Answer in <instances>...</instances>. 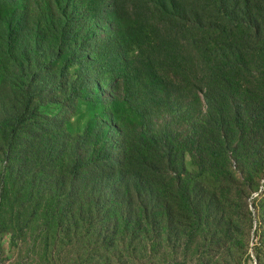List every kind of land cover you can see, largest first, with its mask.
Segmentation results:
<instances>
[{
	"label": "trees",
	"instance_id": "trees-1",
	"mask_svg": "<svg viewBox=\"0 0 264 264\" xmlns=\"http://www.w3.org/2000/svg\"><path fill=\"white\" fill-rule=\"evenodd\" d=\"M198 87L204 113L159 124ZM261 179L264 0H0L1 247L17 185L49 227L90 212L109 252L230 241Z\"/></svg>",
	"mask_w": 264,
	"mask_h": 264
},
{
	"label": "rangeland",
	"instance_id": "rangeland-1",
	"mask_svg": "<svg viewBox=\"0 0 264 264\" xmlns=\"http://www.w3.org/2000/svg\"><path fill=\"white\" fill-rule=\"evenodd\" d=\"M186 95L188 102L193 99V103L188 108L187 101L179 103L180 111L176 113L161 112L156 117L159 124L169 123L176 129H184L187 125L183 122V116L189 113L193 117L200 116L205 112L206 106L199 87L197 94ZM106 96H110V91L106 92ZM236 167V162H233V168ZM192 168L191 166L190 169ZM263 184L264 179H261L250 190L246 206L243 201L237 202L235 211L230 212L239 219L240 225L238 230L235 226L230 241L224 237L211 241L203 232L192 237L188 231L180 235L179 241L170 236L161 245H149L148 248L137 241L130 248L116 241L112 243V250L109 252L103 251L105 243L102 238L98 242L94 239L99 237V232L105 235L111 229H100L90 212L86 221L81 224L74 213L71 217L66 213L63 218L68 219L63 226L49 227L44 222L42 210L36 209V195L33 201L27 202L25 193L28 186L17 185L12 187V195L7 203L10 219L7 221L14 235L11 233L13 238L7 236L4 246L1 247L0 244V264H251L245 260L248 256L252 257L253 264H258L255 248L264 244L261 237L264 228V216L261 214L262 203L264 204ZM11 206H14L15 211H10ZM248 211L252 213L249 214ZM147 250H151V253H147Z\"/></svg>",
	"mask_w": 264,
	"mask_h": 264
}]
</instances>
